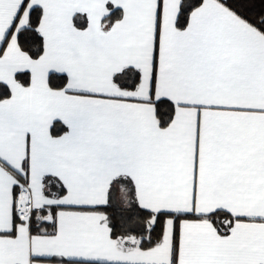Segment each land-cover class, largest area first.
Here are the masks:
<instances>
[{
    "label": "snow or ice",
    "instance_id": "1",
    "mask_svg": "<svg viewBox=\"0 0 264 264\" xmlns=\"http://www.w3.org/2000/svg\"><path fill=\"white\" fill-rule=\"evenodd\" d=\"M0 264H264V0H0Z\"/></svg>",
    "mask_w": 264,
    "mask_h": 264
}]
</instances>
